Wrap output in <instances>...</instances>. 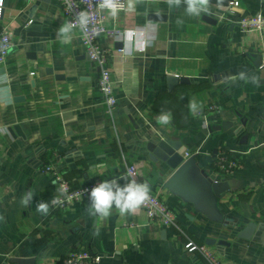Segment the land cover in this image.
Here are the masks:
<instances>
[{"label": "crops", "instance_id": "1", "mask_svg": "<svg viewBox=\"0 0 264 264\" xmlns=\"http://www.w3.org/2000/svg\"><path fill=\"white\" fill-rule=\"evenodd\" d=\"M186 7L183 0H131L125 11L106 13L109 27L134 32L100 40L111 53L117 98L108 113L79 31L70 28L68 42L60 32L66 21L56 1L0 0V25L13 42L0 72V264L12 257L60 264L76 249L99 264H208L185 250L188 241L222 264H264V30L243 32L234 22L264 15V0H208L199 15ZM242 70L258 84L224 79ZM169 75L186 81L169 85ZM212 104L217 111L199 115ZM166 112L170 123H159ZM162 139L180 141L184 159L194 157L196 196L165 186L173 170L147 150ZM221 151L240 166L232 175L216 169ZM49 164L76 187L117 177L124 186L121 176L133 165L176 223L149 221L140 207L92 216L90 200L54 210L57 187L42 172ZM225 178L230 188L215 197L208 181ZM42 202L47 214L37 212ZM250 223V239L239 238Z\"/></svg>", "mask_w": 264, "mask_h": 264}, {"label": "built area", "instance_id": "2", "mask_svg": "<svg viewBox=\"0 0 264 264\" xmlns=\"http://www.w3.org/2000/svg\"><path fill=\"white\" fill-rule=\"evenodd\" d=\"M59 5L65 18L66 25L79 31V37L85 48V54L90 63L97 68V88L103 97V103L108 113H112L117 104V98L114 90V80L112 79L110 69V50L100 44L102 38H111L120 40L123 34L134 32L121 31L107 25V12H112L107 7H102L103 0H55ZM131 0H114L116 5V13L126 10ZM238 2H229L227 8L230 13ZM83 21V23H82ZM236 22L238 28L243 32H260L264 30V15L261 13L252 16L238 17ZM13 46L12 34L4 26L0 25V67L6 62L7 55ZM218 110V106L210 105L207 107L206 113L199 112V115L212 114ZM187 156V155H186ZM216 169L224 176L232 175L240 166L237 161L230 158L225 151H221L216 155ZM43 173L50 175L57 187V193L51 200L50 206L54 210H66L75 202L88 201L90 190L98 183L110 179H95L81 186H72L57 170L53 164L46 165ZM126 182L135 180L139 183V173L135 166L131 165L126 168L123 176ZM57 200L58 203L53 204L52 201ZM140 208L144 212L149 221L155 222L163 227H172L176 223L174 213L167 205L154 193L150 192L149 199L143 203ZM184 248L188 252H199L202 254L208 264H222L219 259L205 246L197 245L192 241L184 244ZM60 264H99V257L91 254L86 249H76L64 256Z\"/></svg>", "mask_w": 264, "mask_h": 264}, {"label": "clouds", "instance_id": "3", "mask_svg": "<svg viewBox=\"0 0 264 264\" xmlns=\"http://www.w3.org/2000/svg\"><path fill=\"white\" fill-rule=\"evenodd\" d=\"M169 5L175 4L179 6L181 0H167ZM187 5L186 12L189 15H199L201 11L206 10L208 0H183ZM102 7L111 9L112 14H116V5L114 0H103ZM83 23V21H82ZM70 25H66L60 29L64 34L65 42H68L71 37L67 35L70 31ZM227 81L235 82L241 80L258 84V77L248 75L245 71H240L236 76L225 77ZM189 108L192 113L196 112L197 104L195 100L190 101ZM172 119L171 112L162 113L158 117V122L161 124H168ZM150 185L148 182L137 183L135 180L127 182L121 186L116 180H105L94 186L89 193L90 205L87 209L92 216L107 217L110 215L113 206L119 211L121 215L135 212L150 196ZM32 199V193H27L22 198V204L27 205ZM53 204L58 203L57 200L52 201ZM49 211L48 203H39L37 205V212L47 214Z\"/></svg>", "mask_w": 264, "mask_h": 264}, {"label": "water", "instance_id": "4", "mask_svg": "<svg viewBox=\"0 0 264 264\" xmlns=\"http://www.w3.org/2000/svg\"><path fill=\"white\" fill-rule=\"evenodd\" d=\"M227 14H231L228 12ZM2 68L0 67V72ZM169 85L184 83L186 78L172 76L168 77ZM210 128L209 130H213ZM218 129V128H217ZM149 158L153 161H161L168 168L173 170L172 175L166 180L165 186L173 189L176 192L187 194L189 196L197 195L198 180L194 177L192 169L194 168V157L184 159L183 154L186 151L185 146L180 141L162 139L157 143H149L147 145ZM230 188V181L225 179H210L208 181V191L215 197H219L223 192ZM256 225L254 223L248 224L239 233L238 237L243 239H250ZM206 243H209L208 241ZM12 264H34L35 258L12 257L9 260Z\"/></svg>", "mask_w": 264, "mask_h": 264}]
</instances>
